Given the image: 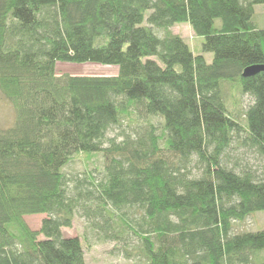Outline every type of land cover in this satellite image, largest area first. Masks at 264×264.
<instances>
[{
    "label": "trees",
    "instance_id": "16d2710c",
    "mask_svg": "<svg viewBox=\"0 0 264 264\" xmlns=\"http://www.w3.org/2000/svg\"><path fill=\"white\" fill-rule=\"evenodd\" d=\"M256 5L264 0H0V100L13 108L0 124V264H87L84 240L63 229L79 212L104 219L111 208L113 218L127 206L142 210L138 228L123 221L141 264H264V231L234 232L264 212V179L225 160L234 140L264 158V71L244 76L264 67ZM184 24L212 62L171 32ZM59 63L117 73L60 74ZM238 95L253 103L235 115ZM124 126L121 141L109 137ZM94 155L103 177L71 192L65 168ZM35 215H47L37 231L25 220Z\"/></svg>",
    "mask_w": 264,
    "mask_h": 264
},
{
    "label": "rangeland",
    "instance_id": "374dc122",
    "mask_svg": "<svg viewBox=\"0 0 264 264\" xmlns=\"http://www.w3.org/2000/svg\"><path fill=\"white\" fill-rule=\"evenodd\" d=\"M255 25L258 28H264V5L255 6V15L253 18ZM171 32L179 35L187 42L195 54H202L208 62H212L213 54L206 53L203 50L204 39L195 36L192 28L189 25H177L171 28ZM159 36L163 37L164 32L157 30ZM58 73H68L72 75L85 76H111L117 73V68L113 66L99 64H70L59 63L57 68ZM0 100V124L2 126H10L13 119V108L4 99ZM239 101L238 106L235 102ZM253 103V98L249 95L235 96L230 102L233 112L245 111ZM235 106V107H234ZM123 133H131L127 127H114L109 132V137H116L121 141L124 137ZM225 159L230 166L237 165V169L252 171L258 179H264V158L258 150L251 147H246L241 144V141L234 140L230 149L227 152ZM104 157L94 155L91 159L83 156L77 157L65 168V173L69 177L68 187L71 192L75 193L77 186L86 189L88 177L94 176L100 179L104 175ZM193 176H199V169L194 164L191 166ZM90 204V203H89ZM95 209V204H91ZM109 212H113L111 208H107L105 212L106 218L87 219L82 217L79 212L76 215L75 221L71 228H64L63 234L65 237L79 236L84 240L85 257L87 264H141L143 257L140 253L142 248L141 240L133 232V228L137 227L138 221L141 218L142 210L136 206H127L122 209H114L118 216L110 218ZM47 218V215H35L25 218L27 224L32 230H39L42 221ZM121 219V220H120ZM123 221L132 222V227L128 229L123 225ZM108 228L109 238L105 231L99 229L97 225ZM130 224V223H129ZM244 231L257 232L264 231V212L252 214L244 223L236 224L235 233ZM114 237V238H112ZM86 238L88 240H86ZM127 255H130L127 257Z\"/></svg>",
    "mask_w": 264,
    "mask_h": 264
},
{
    "label": "water",
    "instance_id": "95a60500",
    "mask_svg": "<svg viewBox=\"0 0 264 264\" xmlns=\"http://www.w3.org/2000/svg\"><path fill=\"white\" fill-rule=\"evenodd\" d=\"M261 71H264V67H262V66L250 67V68L245 70L244 76L245 77H251V76L258 74Z\"/></svg>",
    "mask_w": 264,
    "mask_h": 264
}]
</instances>
